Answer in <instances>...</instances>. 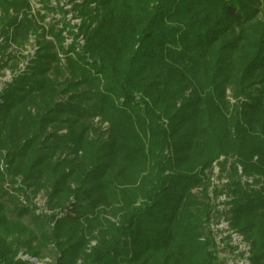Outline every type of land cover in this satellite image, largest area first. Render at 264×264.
<instances>
[{
  "label": "trees",
  "instance_id": "1",
  "mask_svg": "<svg viewBox=\"0 0 264 264\" xmlns=\"http://www.w3.org/2000/svg\"><path fill=\"white\" fill-rule=\"evenodd\" d=\"M76 11L78 51L0 0V264H223L221 218L264 264V0Z\"/></svg>",
  "mask_w": 264,
  "mask_h": 264
},
{
  "label": "built area",
  "instance_id": "2",
  "mask_svg": "<svg viewBox=\"0 0 264 264\" xmlns=\"http://www.w3.org/2000/svg\"><path fill=\"white\" fill-rule=\"evenodd\" d=\"M82 1L83 0H47L49 9L47 10L43 7L41 0H28L29 17L34 18L35 22L38 23L39 20L37 16H43V20L40 23H42L44 29H46L48 25H55L56 29L61 31L63 47L67 49L71 45H74L76 51H78L84 44V38L79 32L82 24V17H80L76 11L77 6L81 5ZM74 5H76L75 9H73ZM90 7L94 8L95 3H92ZM47 11L51 12L50 16L47 15ZM46 39L51 40V37L46 36ZM3 42L4 38L0 33V45L3 44ZM36 49L35 37L31 35L29 36L23 52V55L26 56V61L19 63V70L22 71L24 69L27 60L34 55ZM58 57L62 59L63 54H58ZM13 75L14 73L9 69H1L0 82L2 84L9 82ZM216 170L218 172V168L214 165L213 172H216ZM238 172L240 173V168H238ZM211 181L217 186L226 183V180L215 182L214 177H211ZM222 196L223 199L220 201L224 200V195ZM218 209H222V207L219 206ZM210 229L213 234L214 232L216 233L213 236L218 256L223 255V257L227 258L224 260L223 264H249V245L240 233L229 227L227 221L221 218L218 222L210 224ZM222 242H225L224 245Z\"/></svg>",
  "mask_w": 264,
  "mask_h": 264
},
{
  "label": "rangeland",
  "instance_id": "3",
  "mask_svg": "<svg viewBox=\"0 0 264 264\" xmlns=\"http://www.w3.org/2000/svg\"><path fill=\"white\" fill-rule=\"evenodd\" d=\"M76 8V5H74V7H73V9H75ZM50 14H51V12L50 11H47V15H49L50 16ZM47 23V22H46ZM50 23V22H49ZM9 67H10V65H9ZM227 96L228 97H230L231 98V91L228 89L227 90ZM231 103H234V101H231ZM227 162H228V164H231L232 163V159L231 158H229L228 160H227ZM216 168H217V166H216ZM214 173V174H213ZM219 173H220V171H219V169H218V172H217V170H216V172L214 171V172H212L211 173V177H214V181L215 182H219V177H218V175H219ZM216 175V176H215ZM249 183H251L250 181H249ZM213 184H215L214 182H213ZM220 187V185H218V188ZM221 199H223V196L222 195H220V196H218L217 197V202H221L220 200ZM224 199H225V196H224ZM44 200H45V197H43V195L42 194H40L39 196H37V198L35 199V201H34V203H35V205L37 206V207H39L41 210L43 209V207H44ZM224 201V200H223ZM39 212V211H38ZM214 234H216L215 232H214ZM213 234V235H214ZM242 235V234H241ZM243 236V235H242ZM245 240V239H244ZM246 241V240H245ZM247 242V241H246ZM224 243L225 242H222V244L224 245ZM247 244L249 245V243L247 242ZM217 251V250H216ZM250 245H249V254H250ZM217 253V252H216ZM224 255H225V253H224ZM250 256V255H249ZM19 257H21L23 260H27L29 263H31V264H46V263H48L49 262V260L47 259V258H45V259H43V260H36V259H34V258H30V257H28V256H25V255H19ZM217 257H218V259L219 260H222V261H224L225 259H227L226 257H223V255H219L218 256V254H217Z\"/></svg>",
  "mask_w": 264,
  "mask_h": 264
}]
</instances>
